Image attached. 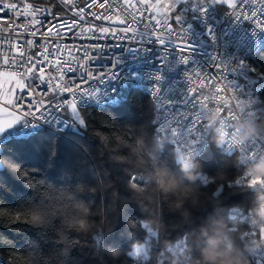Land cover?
Here are the masks:
<instances>
[{
  "label": "trees",
  "instance_id": "16d2710c",
  "mask_svg": "<svg viewBox=\"0 0 264 264\" xmlns=\"http://www.w3.org/2000/svg\"><path fill=\"white\" fill-rule=\"evenodd\" d=\"M44 4L60 8L56 0ZM252 65L264 73V50ZM87 113V128L63 136L44 131L29 144L3 147V160L15 157L35 182L62 188L70 209L67 221L44 226L23 222L39 188L32 192L22 175L10 169L0 172V211L9 213L0 221L8 226L0 227V239L6 238L0 243L2 264H135L131 253L141 245L150 250L146 264H159L177 242L195 264L213 249L253 264L241 215L257 205L264 191L250 185L253 176L242 178L245 167L236 154L223 153L212 136L185 170L171 145L157 146L153 101L136 85L122 90L119 106L88 107ZM133 175L143 181L136 188L127 181ZM204 175L208 182L201 179ZM162 177L177 186L166 187ZM16 214L21 222L12 219ZM79 221L87 227L67 226Z\"/></svg>",
  "mask_w": 264,
  "mask_h": 264
},
{
  "label": "snow or ice",
  "instance_id": "6c2138e0",
  "mask_svg": "<svg viewBox=\"0 0 264 264\" xmlns=\"http://www.w3.org/2000/svg\"><path fill=\"white\" fill-rule=\"evenodd\" d=\"M59 3L69 5L70 8H76L79 0H59ZM97 6L103 11L96 13L90 11ZM150 8L154 10L153 14L150 15V21L154 20L151 28L145 25L144 31H139V26L133 30L129 19L137 21ZM221 9L226 10L221 11ZM49 11L44 5V0H39V2L38 0H29L27 4L23 0H0V13L4 17H8L9 13H12L18 19L28 18L29 24L33 28L31 31L33 37L39 31L36 26L43 27L45 24V21L39 17ZM86 11L88 15L93 17V20L110 21L112 24H122L125 27L118 29L89 22V26L83 28L82 22L85 21L84 14ZM117 11L116 0H83L82 6H79L78 10L73 12V16L78 19H74L71 24L65 20L59 27L69 30L81 27L79 35L82 39L98 40L107 39L111 36L114 39L136 40L138 43L149 46L158 43L162 47L163 53L159 56V60L167 64L168 71H174L172 62L167 60L168 56L174 61L176 52L180 51L184 54L186 62H195L187 60L190 52L197 47L207 49V46L215 45L220 41H224L225 49H228V46L231 45L237 51L246 52L248 54L247 57L250 56L257 46L264 50V0H169L166 3L162 2V0H157L155 4H150L149 0H136L135 3L132 0H125L123 12L117 14L115 19H113V13ZM53 18L55 19V15ZM174 25L178 26V28L174 27ZM157 26H159L158 33L156 31ZM197 27L200 29L199 31ZM25 31H27V27H25ZM85 32H90L92 35L85 36ZM129 32H131V35H129ZM96 33L100 35H96ZM40 35L44 37V50L40 53L33 52L26 55L24 45L35 46L34 40H26L23 45L18 46V54L3 57L4 67L0 70V76L6 77L3 83L10 85V94L31 88L32 83L39 81L45 85V93L51 88V98L47 102L38 100L35 105L29 101L27 110L21 107L13 112L11 109L16 108L15 101L6 96L3 104L0 105V111H4L11 118L0 121V144H29L40 136L45 131L43 125L41 123H33L32 120L28 119L29 116L37 119L35 112L41 113L39 118L43 120V124L55 126V132L63 133L69 129L74 131L77 128L84 129L88 127L86 106L90 107L92 103L100 105L107 102L111 105L119 106V100L114 98V96L109 97L107 93L101 95L98 93L97 87H83L75 79L76 73H79V81H82L83 84H89L91 81H96L100 84L106 78L109 80L112 78L119 79L113 70L119 66V59L110 61L111 66L107 72L100 70L93 73L88 67V62L96 60L97 57L92 54L90 49L94 51L100 47L99 45L81 46L82 56H72L71 60H61L59 58L60 53L65 51V49L57 42L58 38H61V32L57 30V26L49 27L46 33H40ZM137 37H139L138 40ZM229 37L231 39H227ZM2 39L3 37H0V40ZM49 43L52 44L50 53L48 51ZM144 50L151 51V48ZM68 51L69 55H71L72 50L69 49ZM130 51L135 52L137 49H130ZM219 55L217 54L211 58L218 59ZM50 56L54 59V63L49 59ZM238 60V57H234L231 60L233 65L231 70L236 72L238 76L244 77L249 84L253 83L256 76L264 80V73L258 72L257 69L250 67L243 60H239L237 63ZM73 63H76L77 66L73 67ZM49 66L58 75L46 74V69ZM216 67L223 73L225 68L229 67V64L227 62L223 66L217 64ZM68 73L72 75L66 79L65 76ZM53 80L56 81L54 85L52 83ZM207 80L209 83L219 82L215 76H208ZM3 83H0V88L3 87ZM232 83L239 88L238 82L233 81ZM155 91L157 98L162 101V108L171 109L170 116L165 119L172 127L165 129L161 126L160 130L176 132L179 127H187L190 124L194 131L200 132L201 135L203 134L202 129L204 128L205 117L199 106L206 101V97H200L197 89H190L187 93H181L179 89L171 86V84L157 85ZM223 91L222 88L217 89L218 93ZM3 105L11 107H4ZM181 105L184 111L180 110ZM44 112H49V114L52 112L64 113L66 118L61 119L57 116H52L48 119L44 117ZM234 115V113H228L229 117ZM3 155L4 153H0V156ZM9 169L18 176L22 175L26 186L32 192L37 191L39 188L40 196L37 200L30 199L32 212L30 217L24 219L23 222L44 226L62 220L67 221V212L70 209V204L65 202L62 188L52 182H35L32 179L33 173L19 168L15 157H12L10 161L0 159V172L7 173ZM127 181L133 188L143 183L142 179L134 175L129 176ZM249 183L250 185L264 184V178L254 176L249 179ZM78 191H83V189H78ZM8 215L9 213L5 214L0 211V221ZM12 219L17 223L21 222L19 214L13 216ZM67 226L78 227V229L87 227L83 221L74 222ZM0 227L8 226L0 224ZM259 235L264 237V234ZM5 239H0V243H4ZM0 264H2V261H0Z\"/></svg>",
  "mask_w": 264,
  "mask_h": 264
},
{
  "label": "built area",
  "instance_id": "2783aa9c",
  "mask_svg": "<svg viewBox=\"0 0 264 264\" xmlns=\"http://www.w3.org/2000/svg\"><path fill=\"white\" fill-rule=\"evenodd\" d=\"M59 3V0H56ZM25 4L29 0H23ZM133 3L136 0H132ZM117 12L113 13V19L117 14L123 12L125 7V0H116ZM83 0H79V4L76 8H70L69 5L60 4L59 9H55L50 5L44 4L50 11L39 18L45 21L43 27L36 26L39 31L37 35L33 37L31 31L32 26L29 24L28 18L18 19L12 13H9L8 17H4L0 13V70L3 66V57L18 54L19 45H23L26 40H34L35 46L25 47L26 55L33 52L40 53L44 50L45 41L44 37L40 33H46L49 27L53 25L57 26V30L61 32V38L58 41L65 49L60 53L61 60H71L72 56H82L81 46L86 45H99L100 47L94 51L90 49L92 54L97 57L96 60L89 61L88 67L93 73L100 70L108 71L111 66L110 61L113 59H119V66L113 70L116 72L119 79L112 78L111 80L105 79V81L98 84L96 81H91L89 84H83L79 81V73H76V81L81 83L86 88H98V93L103 95L107 93L109 97H113L121 101L122 90L129 85H136L145 94L150 96L153 101V139L158 147H163L164 144L171 145L178 153L181 163L184 165L185 161H191L194 157L199 155L208 145L209 139L212 136H216L219 140V147L223 153L236 154L238 162L245 167V172L242 178L247 175L256 176L250 174L249 169L253 165L258 164L264 159V80H261L259 76H256L253 83L249 84L244 77L238 76L236 72L231 69L233 65L231 60L234 57H238L239 60H243L244 63L253 67L252 63L256 60L258 54L262 51L260 46L250 54L249 57L246 52L237 51L235 47L231 45L228 49L224 48V41H220L215 45L207 46V49L195 48L188 54V61L186 62L184 54L180 51L176 52V59L172 61L170 56L167 60L172 62L174 71L167 70V64L164 61L159 60V56L162 55V47L156 43L153 45L141 44L132 39H114L109 36L107 39H82L80 38L81 27H76L71 30L67 28H60L59 25L67 20L69 24L74 19H78L73 16V12L78 10L79 6H82ZM222 9L221 11H225ZM93 13L103 11L98 6L90 10ZM143 11V9H142ZM154 12L153 9H149L147 13H144L137 21L129 19V23L132 29L135 30L139 26V31L145 30V25L151 28L154 20L150 21V15ZM55 15V19L53 18ZM85 21L82 22V27L87 28L89 22L95 25L103 24L105 27L124 28L122 24H112L110 21L93 20V17L85 12ZM123 18V16H122ZM158 18V17H157ZM7 25V26H5ZM27 27V31H25ZM177 27L178 26H175ZM197 30L200 29L197 27ZM159 32V26L156 29ZM251 31V30H249ZM85 36H91L92 33L85 32ZM96 35H100L96 33ZM131 35V32H129ZM204 38V37H202ZM139 37H137V40ZM175 39V38H173ZM227 39H231L230 37ZM179 43V41H177ZM151 48V51H145L144 49ZM69 49L72 50L69 55ZM130 49H137L133 52ZM49 53L52 51V44H48ZM206 53V54H205ZM218 56V59H212L211 57ZM102 57V58H101ZM247 57V58H246ZM50 60L54 63V59L50 56ZM237 61V63L239 62ZM229 64V67L225 68L223 73L216 67L217 64L223 66L225 63ZM163 65V70H162ZM39 66V65H38ZM73 67H76V63H73ZM51 73L53 76L58 75L49 66L46 69V74ZM72 75L66 74L65 78ZM208 76H215L219 80L218 83H209ZM239 83V88L232 82ZM53 85L56 83L52 81ZM164 84L177 88L181 93H187L190 89H197L200 93V97H206V101L199 106L200 111L205 117L204 128L202 129V135L200 132L194 131L189 124L187 127H179L178 131H162L161 126L165 129L172 127L167 121L166 117L170 116L171 109L162 108V101L157 98L155 88L157 85ZM222 88L224 91L218 93L217 89ZM45 85L36 81L32 83V87L25 89L24 91H18L15 95L16 108L11 110L15 112L18 108L23 107L27 110L29 108V101L33 105L38 100H44L47 102L52 95L51 88L45 93ZM167 103V101H165ZM110 103H102L97 105L92 103L90 107L108 108ZM11 107V106H7ZM181 111H184L181 105ZM88 108V106H86ZM234 113L233 117H229L228 113ZM37 119H33L31 116L28 119L33 123H41L45 128V131L51 132L56 135H66L70 130H66L63 133L55 132V126H49L43 124V120L39 117L40 112H35ZM45 118L50 119L52 116H57L61 119L66 118L64 113L49 112L43 113ZM187 123V122H185ZM254 126L259 130V135L249 136L247 139H241L244 136L247 126ZM182 133V134H181ZM195 137V138H194ZM222 140V142H221ZM5 144H0V153L3 151ZM0 159L2 157L0 156ZM260 177V176H257ZM204 182H208L207 176H202ZM256 187L264 191V184H255ZM241 218L246 222V228L244 232V245L245 250L251 257L253 264H264V244L260 247H252L253 242L257 240H264L259 234H264V193L261 194L257 205L250 209L248 213L242 214ZM149 248L145 245L136 246L132 250V256L134 257L135 264H146L149 259ZM166 256L161 257L159 264H163L165 259H169V264H195L191 261L190 254L186 251L184 245L180 242L175 243L167 248Z\"/></svg>",
  "mask_w": 264,
  "mask_h": 264
},
{
  "label": "clouds",
  "instance_id": "9594fccd",
  "mask_svg": "<svg viewBox=\"0 0 264 264\" xmlns=\"http://www.w3.org/2000/svg\"><path fill=\"white\" fill-rule=\"evenodd\" d=\"M253 135H259V130L256 129L254 126H247L246 131L243 137L241 139H247L249 136ZM222 142V140H221ZM191 163L189 161H185L183 167L185 170H187L189 167H191ZM250 174L260 176L264 178V159H262L258 164L253 165L249 169ZM194 179V177H192ZM161 182L166 185V187L169 188H175L176 182L175 181H164V178H161ZM182 195H187V192H184ZM179 203H182L181 199H178V205ZM261 227H264V225H260ZM218 241H212L211 243L215 244ZM262 244H264V240H257L253 242L252 247H260ZM227 253L225 252H216L213 250H205L204 252V259L202 261H198L197 264H229V261L231 260V257L225 258ZM215 256V259H212L211 257ZM231 264H246L245 261L241 260H231Z\"/></svg>",
  "mask_w": 264,
  "mask_h": 264
},
{
  "label": "crops",
  "instance_id": "0c3cea01",
  "mask_svg": "<svg viewBox=\"0 0 264 264\" xmlns=\"http://www.w3.org/2000/svg\"><path fill=\"white\" fill-rule=\"evenodd\" d=\"M163 2H169V0H162ZM6 80V77L4 76H0V83H3ZM9 88L10 85L7 83H3V87L0 88V105L3 104V100L5 99V97L7 96L8 98H12L15 101V94H10L9 93ZM4 107H7L8 105H3ZM11 117H9L4 111H0V121L5 120V119H10Z\"/></svg>",
  "mask_w": 264,
  "mask_h": 264
},
{
  "label": "rangeland",
  "instance_id": "374dc122",
  "mask_svg": "<svg viewBox=\"0 0 264 264\" xmlns=\"http://www.w3.org/2000/svg\"><path fill=\"white\" fill-rule=\"evenodd\" d=\"M157 2V0H149V3L150 4H155ZM163 2V1H162ZM151 9V8H150ZM222 10V9H221ZM249 176H251V175H247L246 177H249ZM244 178H245V176H244Z\"/></svg>",
  "mask_w": 264,
  "mask_h": 264
}]
</instances>
